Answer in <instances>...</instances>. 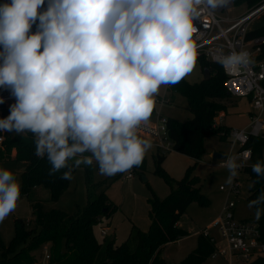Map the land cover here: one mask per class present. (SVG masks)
<instances>
[{"label": "clouds", "instance_id": "1", "mask_svg": "<svg viewBox=\"0 0 264 264\" xmlns=\"http://www.w3.org/2000/svg\"><path fill=\"white\" fill-rule=\"evenodd\" d=\"M223 0H5L0 3V90L14 99L0 133H31L49 175L81 165L112 177L142 164L149 123L162 86L176 85L197 64L194 21ZM226 72L253 63L246 50L218 58ZM5 102L0 97V104ZM87 154V155H86ZM231 185L243 166L222 162ZM252 171L264 177V164ZM21 185L0 167V222L16 210ZM264 215V192L249 201Z\"/></svg>", "mask_w": 264, "mask_h": 264}, {"label": "trees", "instance_id": "2", "mask_svg": "<svg viewBox=\"0 0 264 264\" xmlns=\"http://www.w3.org/2000/svg\"><path fill=\"white\" fill-rule=\"evenodd\" d=\"M240 2L245 3L251 10L260 6L264 0ZM258 21L261 26L249 32L248 40L264 38V13ZM258 58L264 59V45ZM198 62L203 71L209 70L208 80L190 83L184 78L176 85H168L172 94L168 103L173 102L175 94L182 95L187 100V108L193 118L186 122L166 118L172 151L190 157L194 163L187 168L182 179L176 180L162 167L167 155L156 152V173L164 178L170 187V193L163 200L153 193L150 201L149 230L142 231L133 225L124 243L119 245L115 239H104L100 242L95 235V229L99 228V224L104 220L109 222L113 218L116 207L111 203L106 191H100L102 185L93 182L92 166L81 165L86 173L87 206L84 209L79 208L72 215L60 210L44 211L40 201H32L35 227L28 230L25 220L16 219L14 239L9 246L0 243L3 254L0 264H35L33 253L45 245L50 246L52 264H168L162 256L166 245L190 235L189 231L179 226L181 217L193 202L202 207L209 204V199L202 192L201 179L195 173L205 154V140L217 136L220 141H227L230 131L226 125H215L216 118L226 114L228 109V104L222 101L232 98L225 86L227 75L221 64L209 62L203 57H198ZM262 84L264 87V81ZM1 92L2 90L0 94ZM158 100L156 99V104ZM155 111L156 107L153 114ZM7 115L9 110L2 109L0 119ZM6 135L0 143V163L14 160L25 164L21 192L28 196L33 189L43 187L50 191L51 200H58L68 188L69 180L61 178L67 169L49 175L51 165L46 157L41 159L34 154L35 144L31 133L22 136H12L10 133ZM244 149H250L252 154L250 163L242 169L250 182L247 198L249 202L264 192V177L258 178L252 171L253 164H264V140L261 137H251ZM134 169L144 172L146 160ZM255 221L259 225L264 242V215L259 221ZM214 251V243L201 232L196 248L178 264H203L210 259ZM249 264H264V256Z\"/></svg>", "mask_w": 264, "mask_h": 264}, {"label": "rangeland", "instance_id": "3", "mask_svg": "<svg viewBox=\"0 0 264 264\" xmlns=\"http://www.w3.org/2000/svg\"><path fill=\"white\" fill-rule=\"evenodd\" d=\"M231 1L233 6L228 12H218L221 19L235 21L249 11L248 6L245 3L242 4L240 0ZM3 2L5 0H0V3ZM227 25L226 22L223 23L224 27ZM260 26V21L256 19L252 23L251 29H256ZM204 75V71L197 59L196 67L185 79L190 83H199L204 79ZM171 95L168 86L161 87L159 95L156 97L160 101L157 102L156 111L146 126H156L159 114L164 118L171 117L181 122H186L193 118L192 113L187 108V100L182 95L175 94L173 102L168 103ZM222 102L228 104V109L226 114H223L224 119L220 124L226 125L230 129L248 127L250 123L249 113L252 110L249 98L232 97ZM138 134L140 137L151 141L149 137L143 135L141 132H138ZM227 135V141H220L217 136H211L205 140V154L199 162L195 173L201 179L202 192L209 199V204L202 207L197 202H193L187 212L181 217L179 222L180 227L189 231L190 235L175 243L166 245L162 251V256L168 264H178L185 259L196 248L198 235L203 231H206L217 243L221 242L216 220L223 213L229 202L235 203L234 214L236 220H256L254 218V208L249 209L248 207L249 202L247 198L249 196L250 185L248 175L243 170L238 171L239 174L233 179V183H238L240 190L238 194H231L230 189L233 183L231 185L226 184L229 172L225 167L221 166L222 160L214 158L216 153L223 154L225 157L236 154L238 147L231 143L229 132ZM156 152L157 149L153 146L145 156V171L136 170L134 178L128 180H124V173H118L112 177L101 176L98 174V166H92L93 182L102 185L100 191L105 190L111 203L116 207V212L113 215L110 226L107 228V233L103 235L100 229H95V235L100 242H103L104 239H115L119 245L124 243L128 239L133 225L142 231L149 230L151 225L150 201L153 198V193L161 200L165 199L170 193V187L164 178L156 173L154 160ZM14 154L15 152H13ZM166 155L167 157L162 167L176 180L182 179L187 168L194 163L190 157L174 151H169ZM0 167L11 170L18 178L22 187V172L25 169L24 163L10 160L1 162ZM73 176L74 179L69 181L68 188L63 195L55 201L51 200L50 191L43 187L33 189L28 196L21 192V198L17 203L16 210L3 222H0V243L5 246L10 245L16 235V219L25 220L28 230L35 227L31 206L32 201H40L44 211L60 210L73 215L79 208L84 209L88 204L85 170L79 167L73 172ZM222 187L225 190H221ZM103 224L108 225L105 220ZM45 248L47 247L45 246ZM43 252L44 250H38L33 253L35 263L42 264L44 261ZM2 259L3 254L0 246V261ZM203 264L228 263L222 258H217L208 259Z\"/></svg>", "mask_w": 264, "mask_h": 264}, {"label": "built area", "instance_id": "4", "mask_svg": "<svg viewBox=\"0 0 264 264\" xmlns=\"http://www.w3.org/2000/svg\"><path fill=\"white\" fill-rule=\"evenodd\" d=\"M232 6L231 0H223L222 5L217 9H209L202 12L201 16L194 21V25L198 28V33L196 34L197 43L200 46L198 57H203L212 63L221 64L218 61L219 57L228 55L233 51L246 50L251 54L254 61L236 72H226L222 66L227 75L225 86L229 94L232 97H247L251 99L252 111L248 127L230 129L229 131L231 143L238 147L235 156L238 157V162L243 164L238 170L240 171L251 161V150L244 149L250 138L261 137L264 140V87L262 84L264 81V59L258 58L262 52L264 38L248 40V34L252 30V23L264 13V2L235 21L221 19L218 12H228ZM224 22L228 24L226 27L223 26ZM0 97L5 100L3 104H0V112H2V109L9 110V106L15 102L14 99L9 96L7 91L3 90ZM223 119L224 115L221 114L216 118L215 125H219ZM166 122L167 119L159 114L156 126L142 125L139 129V132L151 139L157 151L165 154L172 151V143L168 138ZM6 134L0 133V143L3 142ZM134 173L135 169L133 167L130 171L124 173V180L134 178ZM221 190L225 189L222 187ZM239 190V184L234 182L230 189L231 194H238ZM234 208L235 203L229 202L223 213L216 220L221 242L217 243L206 231L202 233L205 237L210 238L215 245V251L210 259L222 258L228 264H249L258 257L264 256V242L258 223L255 220H236ZM107 228L102 222L99 224L98 229L105 235ZM45 246L41 249L44 250V261L42 264H52L50 246Z\"/></svg>", "mask_w": 264, "mask_h": 264}, {"label": "water", "instance_id": "5", "mask_svg": "<svg viewBox=\"0 0 264 264\" xmlns=\"http://www.w3.org/2000/svg\"><path fill=\"white\" fill-rule=\"evenodd\" d=\"M204 79L205 80H208L209 79V75H210V73H209V70H207V69H205L204 70ZM214 158L215 159H218V160H223V159H225V156L223 155V154H220V153H216L215 155H214Z\"/></svg>", "mask_w": 264, "mask_h": 264}, {"label": "crops", "instance_id": "6", "mask_svg": "<svg viewBox=\"0 0 264 264\" xmlns=\"http://www.w3.org/2000/svg\"><path fill=\"white\" fill-rule=\"evenodd\" d=\"M252 111V110H251ZM251 113V112H250ZM250 113H249V115H250ZM15 156V154L13 155V157ZM112 220V219H111ZM111 220L108 222V221H105L107 224H108V226H110V222H111ZM105 224V223H104ZM179 226H181L180 225V223H179Z\"/></svg>", "mask_w": 264, "mask_h": 264}]
</instances>
